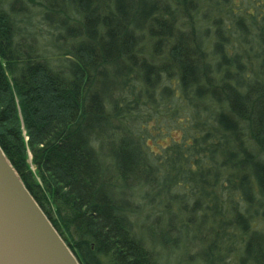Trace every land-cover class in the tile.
I'll use <instances>...</instances> for the list:
<instances>
[{
  "label": "trees",
  "instance_id": "obj_1",
  "mask_svg": "<svg viewBox=\"0 0 264 264\" xmlns=\"http://www.w3.org/2000/svg\"><path fill=\"white\" fill-rule=\"evenodd\" d=\"M0 149L79 264H157L142 207L264 264V0H0Z\"/></svg>",
  "mask_w": 264,
  "mask_h": 264
},
{
  "label": "water",
  "instance_id": "obj_2",
  "mask_svg": "<svg viewBox=\"0 0 264 264\" xmlns=\"http://www.w3.org/2000/svg\"><path fill=\"white\" fill-rule=\"evenodd\" d=\"M0 264H79L1 149Z\"/></svg>",
  "mask_w": 264,
  "mask_h": 264
},
{
  "label": "rangeland",
  "instance_id": "obj_3",
  "mask_svg": "<svg viewBox=\"0 0 264 264\" xmlns=\"http://www.w3.org/2000/svg\"><path fill=\"white\" fill-rule=\"evenodd\" d=\"M22 1L25 2L26 0ZM33 13H36L37 16L35 10ZM36 20H38L37 17L34 19L33 26L31 29L29 28V31L32 33L35 32L43 37L47 36V28L40 26V24L36 23ZM21 26L24 25L21 24ZM149 134L147 144L153 151H158L162 147L168 145L171 140H178L180 137V132L171 131L166 123L150 127ZM154 209L155 211H153L152 217H147L148 211L144 207L139 209L138 215L134 217V223L136 233L143 238L146 245L154 253L157 264H203V261L211 258L212 252L206 250L207 241L210 243L213 240V238L208 235V230L211 227L210 224H203L198 218L193 224L190 223L187 225L184 228L185 231L180 233H178L179 230H181L180 225L177 224L175 227L178 232L175 233L176 235L173 234V232L168 235V243L162 238L163 236L161 237V234H159V229L163 228V226H160V228L154 229L156 232V234L154 233V240L147 234V227L153 224L154 218L158 217L162 222L165 221L164 214H162L158 208ZM171 209L172 211L175 210L174 207ZM177 222L175 221V223ZM258 228L264 230V222H260ZM170 240L172 241L170 242ZM224 252L226 253V251H222V253ZM224 264H239L237 253L228 255Z\"/></svg>",
  "mask_w": 264,
  "mask_h": 264
}]
</instances>
